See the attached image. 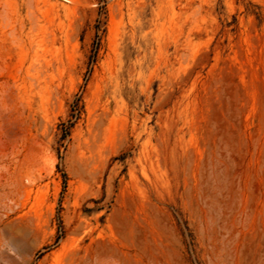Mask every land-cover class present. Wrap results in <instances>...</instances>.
Wrapping results in <instances>:
<instances>
[{
  "label": "rangeland",
  "instance_id": "obj_1",
  "mask_svg": "<svg viewBox=\"0 0 264 264\" xmlns=\"http://www.w3.org/2000/svg\"><path fill=\"white\" fill-rule=\"evenodd\" d=\"M0 264H264V0H0Z\"/></svg>",
  "mask_w": 264,
  "mask_h": 264
}]
</instances>
